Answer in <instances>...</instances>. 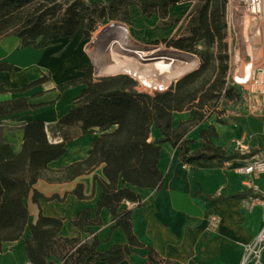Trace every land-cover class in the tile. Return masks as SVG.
<instances>
[{
	"label": "trees",
	"instance_id": "1",
	"mask_svg": "<svg viewBox=\"0 0 264 264\" xmlns=\"http://www.w3.org/2000/svg\"><path fill=\"white\" fill-rule=\"evenodd\" d=\"M183 1L0 0V33H14L22 48L41 49L61 38L73 39L79 33L83 39H88L99 21L106 18L130 23V7L133 5L146 16L156 14L165 25H172L176 19L170 10ZM227 1L198 0L185 33L168 42L175 49L197 54L201 59L197 70L169 89L154 94L140 91L134 78L124 74L95 77L90 65L85 69L84 77L64 84L84 83L86 87L75 99V106L53 128H47L41 120L26 123L19 150L10 142L0 141V250L5 243L21 239L29 225L31 235L26 239L28 264H57L52 260L54 256L60 258L62 264H85L89 258L110 264L122 260L134 264L129 246L115 245L106 252H100V241L93 231V236L84 240L61 236L66 219L40 215L35 223H29L25 199L49 169V163L62 156L67 143L80 135L99 130L89 156L62 167L60 171L73 178L104 163L107 180L95 176L103 188L99 209L107 208L114 216L116 226L122 227L130 244L136 246L144 244L133 231L132 210L120 209V206L123 202L140 204L141 197L131 188L120 187V180L124 185L130 184L135 188L161 189L164 184V174L158 166L161 142L169 141L177 147L185 163L214 158L227 161L243 156L214 141L218 136L214 126L202 131L203 147L196 152L190 151V141L186 139L195 127L207 120L206 107H213L221 99H224L225 106L229 100H241L238 88H226L229 66L225 41ZM12 67L11 63L0 61V72ZM2 86L0 80V91ZM32 107L26 98L0 102V118ZM184 110L191 112L190 118L174 127V112ZM153 125L164 134L158 142L149 140ZM75 193L84 197L82 186ZM250 196H253L252 190L234 195L239 199ZM41 197L43 195L35 191L34 199ZM69 221L81 229L101 223L100 220H91L89 210L80 212ZM145 264H174V261L148 247Z\"/></svg>",
	"mask_w": 264,
	"mask_h": 264
},
{
	"label": "crops",
	"instance_id": "2",
	"mask_svg": "<svg viewBox=\"0 0 264 264\" xmlns=\"http://www.w3.org/2000/svg\"><path fill=\"white\" fill-rule=\"evenodd\" d=\"M197 4L198 0L181 2L171 8V15L179 20L176 16L179 8L184 6L187 15H190ZM138 9L142 12L136 5L131 6V15L133 10L137 12ZM142 14L148 20H161L156 14L151 17ZM81 38L79 33L73 39L61 38L49 47L38 49L31 46L22 48L20 39L12 32L0 33V61L13 65L12 69L0 72L3 83L0 102L26 98L33 105L28 110L0 118V131L6 132L0 141L10 142L19 150L26 123L41 120L51 129L75 106L74 101L86 84H64L71 79L84 77L85 69L92 64L86 49L88 42L81 44ZM41 78L44 80L36 82ZM190 116L189 110L175 111L173 126L178 127ZM211 126L217 130L218 136L214 141L218 145L234 150V140L243 137L252 146V154L264 155L263 116L245 115L241 111L239 116L232 115L223 122L211 117L187 135L191 152L202 149L201 133ZM98 135L99 130H96L74 138L67 143L66 152L49 163V169L25 199L29 223H35L40 215L66 219L61 236L84 240L91 238L93 231L100 241V252H106L115 245L129 246L134 264H145L148 247L173 260L174 264H240L244 244L253 240L264 227V206L256 204L247 207V198L234 197L240 192L252 190L254 184L264 190V174L240 172L251 155L227 161L214 158L185 163L177 147L169 141L161 142L158 162L164 174L161 189L135 188L130 184L124 185L120 180V187L131 188L141 197L140 204L123 202L120 206V209L132 210L133 231L144 244L136 246L130 244L125 230L116 226L109 210L99 209L103 188L95 176L107 180L104 163L73 178L66 177L60 171L64 166L87 158ZM163 137L162 131L153 125L149 140L158 142ZM79 186H82L84 197L75 193ZM35 191L43 197L35 200ZM221 196L224 198L220 199ZM84 210L90 211L91 220H100L101 223L81 229L69 221ZM213 213L221 218L216 230L208 228ZM30 235L28 225L21 239L5 243L0 250V264H28L26 239ZM52 260L62 264L58 257L54 256ZM85 264L110 263L89 258ZM113 264H129V261Z\"/></svg>",
	"mask_w": 264,
	"mask_h": 264
},
{
	"label": "built area",
	"instance_id": "3",
	"mask_svg": "<svg viewBox=\"0 0 264 264\" xmlns=\"http://www.w3.org/2000/svg\"><path fill=\"white\" fill-rule=\"evenodd\" d=\"M247 14L250 17L252 32L248 41L252 46V53L248 51L247 42L241 35V18ZM226 37L229 54V69L226 76V88L236 87L241 91V100L234 102L229 100L227 105L221 99L213 107H206L207 119L215 117L218 120L230 118L232 115L243 114L264 117V0H228L226 5ZM256 33L258 36H256ZM235 41V45L233 43ZM257 52H260L257 55ZM234 54V58L232 56ZM250 67L248 75L245 70ZM95 77L102 75L94 74ZM225 93V90H224ZM223 93V94H224ZM233 149L243 157H248V164L240 168V172L246 174H264V155L252 154V146L243 137L233 142ZM253 196L246 200L247 207L256 204L264 206V190L256 184L252 185ZM129 204H138L131 203ZM221 218L213 213L208 221V228L216 230L219 228ZM264 227L253 240L243 246V257L240 264H264Z\"/></svg>",
	"mask_w": 264,
	"mask_h": 264
},
{
	"label": "bare ground",
	"instance_id": "4",
	"mask_svg": "<svg viewBox=\"0 0 264 264\" xmlns=\"http://www.w3.org/2000/svg\"><path fill=\"white\" fill-rule=\"evenodd\" d=\"M112 23L114 27H111ZM240 25L241 36L244 41H248L252 26L247 14L241 18ZM100 29L86 46L98 75L125 73L148 89L164 91L169 89L173 81L195 71L200 64L199 57L193 53L138 41L130 27L123 22H107ZM247 47L252 53L249 41ZM249 69L248 66L245 75H248Z\"/></svg>",
	"mask_w": 264,
	"mask_h": 264
},
{
	"label": "rangeland",
	"instance_id": "5",
	"mask_svg": "<svg viewBox=\"0 0 264 264\" xmlns=\"http://www.w3.org/2000/svg\"><path fill=\"white\" fill-rule=\"evenodd\" d=\"M93 1H101L102 3H109L110 0H93ZM183 2H186V0L183 1ZM186 11H187V9L184 8V6L179 8L178 12H176L177 13L176 16L179 18V20H176L172 25H165L164 22H162L161 20H160V22H159V20H156V21H154L152 19L148 20V19H146L143 16L142 12L139 9L137 10V12H136V10H133L132 15H131V12H130V19H131L130 23H125V22L124 23L127 24L130 27L133 35L135 36V38L138 41L145 42V43H147L149 45H164L166 47H173L172 45H169L168 42L171 39L177 38V37H179V36H181V35H183L185 33V28L187 26L188 19H189V16H190V15H187ZM172 17L174 19V16H172ZM111 21H116V20H110V19L106 18L104 20L99 21L96 30L93 31V33H92L90 38L83 39V36L81 34L82 38L80 40V43L84 45V43L88 42V44H90V42L92 41L95 33L97 31H100L101 30L100 28L104 27L107 22H111ZM240 39H241V35H239V40L237 39L236 43L239 42ZM234 45H235V41L233 43V46ZM173 48H175V47H173ZM195 55H197V54H195ZM197 56L199 57V55H197ZM232 56L234 58V54H232ZM229 58L227 59L228 65H229ZM199 60H200V64H201L200 57H199ZM200 64H199L198 68L200 67ZM91 65L93 66L94 74H96L95 65L93 64V62H92ZM228 69H229V66H228ZM119 74L128 75V74H125V73H119ZM115 75H118V74H115ZM128 76L132 77L131 75H128ZM132 78H134V77H132ZM182 78H180V79H182ZM134 79L138 82V87L137 88L140 91L148 92V93H151V94H154L156 92H163L161 90L148 89V88L144 87L140 83V81H138L136 78H134ZM180 79L173 81L171 86L173 84L177 83ZM4 134H6L5 131H0V138ZM50 136H51V134H50Z\"/></svg>",
	"mask_w": 264,
	"mask_h": 264
},
{
	"label": "water",
	"instance_id": "6",
	"mask_svg": "<svg viewBox=\"0 0 264 264\" xmlns=\"http://www.w3.org/2000/svg\"><path fill=\"white\" fill-rule=\"evenodd\" d=\"M113 22V21H112ZM115 22V21H114ZM111 27H114V23L111 24ZM102 76H109V75H102ZM171 86V85H170ZM163 91V90H161Z\"/></svg>",
	"mask_w": 264,
	"mask_h": 264
}]
</instances>
